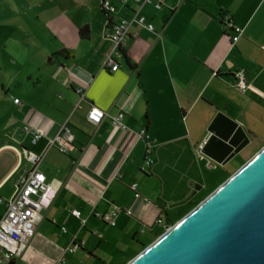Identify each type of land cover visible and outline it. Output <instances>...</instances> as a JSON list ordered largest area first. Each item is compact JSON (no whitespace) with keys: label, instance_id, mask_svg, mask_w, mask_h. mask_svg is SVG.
<instances>
[{"label":"crops","instance_id":"0c3cea01","mask_svg":"<svg viewBox=\"0 0 264 264\" xmlns=\"http://www.w3.org/2000/svg\"><path fill=\"white\" fill-rule=\"evenodd\" d=\"M10 3L25 25L1 40L11 72L8 118L0 122V198L13 194L27 166L15 149L42 153L66 122L75 138L68 154H45L39 170L56 196L10 263L126 264L203 200V181L221 183L264 146V0H152L140 14L154 31L131 23L113 73L103 67L112 43L102 34L115 16L104 14L102 0ZM113 4L133 20L136 4ZM224 15L242 30L236 43ZM237 70L251 86L245 93L235 88ZM92 106L105 113L97 126L87 120ZM120 112L125 129L113 125ZM26 124L46 137L33 146ZM142 131L154 145L149 168ZM115 207L132 215L120 212L113 226L96 216ZM5 211L0 204V219ZM74 242L83 246L74 251Z\"/></svg>","mask_w":264,"mask_h":264},{"label":"water","instance_id":"95a60500","mask_svg":"<svg viewBox=\"0 0 264 264\" xmlns=\"http://www.w3.org/2000/svg\"><path fill=\"white\" fill-rule=\"evenodd\" d=\"M126 264H264V146Z\"/></svg>","mask_w":264,"mask_h":264},{"label":"built area","instance_id":"2783aa9c","mask_svg":"<svg viewBox=\"0 0 264 264\" xmlns=\"http://www.w3.org/2000/svg\"><path fill=\"white\" fill-rule=\"evenodd\" d=\"M126 3L128 0H120ZM132 3L137 5V9L134 11L133 20L129 21L123 17L117 15V9L113 4V0H102L101 9L108 18L106 27L103 31L102 37L112 43L111 50L106 54L103 67L109 72H115L119 69V64L116 58L121 57L122 46L126 43L130 37L131 23L137 22L140 25L146 27L149 31L153 32L154 27L151 23L146 22V18L140 14L141 8L146 3H152V0H131ZM156 9L161 8V3L158 1L154 4ZM222 23L234 32L232 36V42L236 43L242 34V30L234 25L231 18L228 15L222 17ZM235 88L240 93H245L251 86L246 82L245 74L243 70H237L234 73ZM76 92L83 98V89H77ZM18 98L13 100L14 104H19ZM105 113L92 106L88 112L87 120L92 125H99ZM124 114L118 113L113 117V125L116 128L125 129L122 123ZM23 131L29 136L30 142L35 146L42 138L46 137V133L41 128H34L26 124L23 127ZM139 139L146 141V151L144 163L145 167L149 168L153 164L151 155L154 152V145L148 141V135L145 131L138 134ZM74 135L66 122L58 133L52 138H47V143L42 153H35L34 151L23 148L21 150L15 149L19 159L24 158L27 166L22 171L18 178L13 194L8 199L0 198V204H3L6 208L5 214L0 219V264H7L18 258L28 241L32 239L36 232L37 225L40 223L42 216V210L48 208L56 196V189L52 183L48 182L44 173L39 170V166L45 156V154L52 148L57 149L62 154H68L73 149ZM205 143L199 146V150H202ZM134 191L135 197L139 198L140 195L137 192V184L130 186ZM120 212H125L128 215H132L130 210L113 208L110 212L105 214H96L101 220L107 224L113 226L115 219ZM71 214L80 219L81 213L77 210H72ZM159 224L162 220L157 221ZM84 223V221H83ZM171 226H167L168 230ZM83 246V243L74 242L72 249L75 251Z\"/></svg>","mask_w":264,"mask_h":264},{"label":"rangeland","instance_id":"374dc122","mask_svg":"<svg viewBox=\"0 0 264 264\" xmlns=\"http://www.w3.org/2000/svg\"><path fill=\"white\" fill-rule=\"evenodd\" d=\"M9 1L11 2L13 0H0V67H2V69L0 70V122L8 118V116L6 115V113L8 112L5 108L4 100L5 98L7 99L10 97L9 93H7L6 90L9 87V79H10V72H11L9 67L5 66L6 65V55L4 53V50L6 51V47L5 45H3L1 40H3L6 36H8V34H10L11 31L15 30L16 32H20V29L22 28L21 24L22 25L24 24L23 19H21L19 16V10L17 6L11 5ZM224 181H222L221 183L220 181L215 182V180L212 181L208 177L206 183H204L205 181H203V184L204 186H207V189H205L202 192L199 198L205 199L210 193H212L216 188H218ZM192 209H190L187 213H189Z\"/></svg>","mask_w":264,"mask_h":264},{"label":"trees","instance_id":"16d2710c","mask_svg":"<svg viewBox=\"0 0 264 264\" xmlns=\"http://www.w3.org/2000/svg\"><path fill=\"white\" fill-rule=\"evenodd\" d=\"M87 34H88V29H87L86 27H84V28H82V29L80 30V35H81L82 37L86 36ZM59 55H61V53H55L54 55H52L51 57L48 58L47 62L50 63V62L52 61L53 57H55V56H59ZM143 248H144V247H143ZM9 264H12V263H9Z\"/></svg>","mask_w":264,"mask_h":264}]
</instances>
